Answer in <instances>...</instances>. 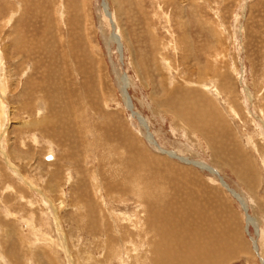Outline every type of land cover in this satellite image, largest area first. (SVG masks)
<instances>
[{
	"label": "rangeland",
	"instance_id": "1",
	"mask_svg": "<svg viewBox=\"0 0 264 264\" xmlns=\"http://www.w3.org/2000/svg\"><path fill=\"white\" fill-rule=\"evenodd\" d=\"M0 48V264H264V0H0Z\"/></svg>",
	"mask_w": 264,
	"mask_h": 264
},
{
	"label": "bare ground",
	"instance_id": "2",
	"mask_svg": "<svg viewBox=\"0 0 264 264\" xmlns=\"http://www.w3.org/2000/svg\"><path fill=\"white\" fill-rule=\"evenodd\" d=\"M114 1V0H113ZM102 6H103V9L105 10V12L109 15V11H107V5L105 4V2H103V4H102ZM69 8V7H68ZM76 9V8H75ZM58 11L60 12L61 11V9L59 8L58 9ZM77 11V10H76ZM68 13V12H67ZM61 16H62V18H64L63 16H65L64 15V12L62 11L61 13ZM59 14V15H60ZM67 16V15H66ZM70 17V16H69ZM68 17V18H69ZM109 17V16H108ZM71 18V17H70ZM69 18V19H70ZM68 20V19H67ZM68 22V21H67ZM70 22V21H69ZM73 22V21H72ZM124 29V28H123ZM116 38H115V40L118 42V37L117 36H115ZM216 38V37H215ZM126 40H127V38H126ZM217 40H219V37L217 38ZM180 41V40H179ZM182 43V42H181ZM185 43V42H184ZM129 44V43H128ZM180 45V44H179ZM210 46V45H209ZM213 48V47H212ZM209 49V48H208ZM69 50V49H68ZM25 51H27V50H25ZM78 52V51H77ZM132 52V51H131ZM69 55V54H68ZM157 55V54H156ZM34 59V58H33ZM211 60V59H210ZM206 62H207V60H206ZM209 62V61H208ZM2 51H1V48H0V77H1V70H2V68L4 67H2ZM156 63V62H155ZM72 64H73V62H72ZM167 64H168V62H167ZM4 65V64H3ZM159 66V65H158ZM167 66V65H166ZM27 68V67H26ZM209 68V67H208ZM166 70V69H165ZM203 72H204V70H203ZM6 73V72H5ZM101 74V73H100ZM100 74H99V76H100ZM3 76V75H2ZM5 77V76H4ZM4 77H2L3 79V82H5L4 81ZM121 80H122V87H121V89H122V95H123V98H124V100H125V104H126V106L127 107H129L130 106V103H129V100H128V98L126 97L127 96V94H126V86H127V77L125 76V75H122L121 77ZM142 78V77H141ZM2 82V81H1ZM212 83V82H211ZM2 85H4V83L2 84ZM203 87H207L206 86V83H203L202 82V84H201ZM1 88H0V92H1V90H3L4 91V87L3 86H0ZM213 87V86H212ZM2 91V92H3ZM214 91H216V90H214ZM5 92V91H4ZM40 93V92H39ZM41 94V93H40ZM215 94H216V92H215ZM219 93L217 92V94L216 95H218ZM1 95V94H0ZM37 95V94H36ZM42 95V94H41ZM40 98V97H39ZM47 98V97H46ZM42 99V98H41ZM40 100V99H39ZM43 100V99H42ZM41 101V100H40ZM40 101H39V103H40ZM156 102V101H155ZM43 103V102H42ZM156 104H157V102H156ZM162 104V103H161ZM37 106V105H36ZM42 109V106H41V103L38 105V107L36 108V112L37 111H39V110H41ZM45 109V108H44ZM7 111V110H6ZM43 111V110H42ZM4 104L2 103V100H1V96H0V133L1 132H3L2 131V126H1V123H2V121H3V119H5V116H4ZM106 119V118H105ZM139 119V118H138ZM51 120V119H50ZM139 121H140V123H141V125L142 126H146V122L143 120V119H139ZM34 122V121H33ZM37 122V121H36ZM41 122V121H40ZM35 125V124H34ZM5 127V126H4ZM40 127V126H39ZM4 130V129H3ZM87 131V130H86ZM107 132V131H106ZM108 133V132H107ZM150 134V133H149ZM148 134V135H149ZM1 135V134H0ZM109 135H111V134H109ZM0 138H2L1 136H0ZM109 138V137H108ZM150 138V137H149ZM35 140V139H34ZM102 140V139H101ZM149 142H151L152 140H148ZM106 142V141H105ZM153 142V141H152ZM100 143V142H99ZM50 145V144H49ZM3 144H2V141L0 140V154L3 156H5V153H4V149H3ZM51 147V146H50ZM157 148V147H156ZM116 151V150H115ZM164 151V150H163ZM161 152V151H160ZM164 152H166V153H168L169 155H171L172 157H176L175 155L176 154H174V153H170V152H168V151H164ZM163 153V152H162ZM258 153V152H257ZM111 157V156H110ZM45 158V157H44ZM264 158V157H263ZM262 158V159H263ZM183 161H184V158L182 159ZM190 161V160H189ZM6 163V169H9L11 172H17L16 171V169H14L13 168V166L11 165V163H9V162H5ZM48 163V162H47ZM187 163V162H186ZM196 165V164H195ZM141 166V165H140ZM199 166L201 167V168H203V169H205V170H207V171H209V172H211V174H215V173H217V170H215V169H213V168H211V167H209V166H207V165H203V164H201V163H199ZM1 169V168H0ZM78 169V168H77ZM87 171V170H86ZM75 172H77V174H78V171H75ZM7 173V172H6ZM62 173V172H61ZM93 173V171L91 172V174ZM3 174V172H1V170H0V175H2ZM218 174V173H217ZM89 175H90V173H89ZM93 176H95V175H93ZM111 176V175H110ZM114 176V175H113ZM97 177V176H96ZM96 177H94V181H96ZM18 178V177H17ZM104 178V177H103ZM23 180H24V178H22ZM7 181V180H6ZM22 181V180H21ZM100 181V180H99ZM113 181V180H112ZM27 182V181H26ZM25 182V183H26ZM98 182V181H97ZM222 182V184L225 186V187H228V185L226 186V184L224 183L225 181H221ZM102 183V182H101ZM22 184V183H21ZM117 184V183H116ZM18 185V184H17ZM17 185H14L13 183H8V184H6V186H5V189H6V191H5V193H7L6 195L7 196H10V198H12L13 199V201L12 202H14V200L20 205V207L22 206V207H27V206H33V205H31L32 203H31V201H29V200H27L26 199V195L24 194V193H22L21 192V190H20V188H19V186H17ZM24 185V184H23ZM81 185V184H80ZM106 185H107V183H106ZM27 186L28 187H30L31 189H32V186H31V184H27ZM117 186V185H116ZM4 188V187H3ZM96 188H98V187H96ZM28 189V188H27ZM101 190L103 189V188H100ZM99 189V190H100ZM3 190V189H2ZM1 190V191H2ZM35 190V189H34ZM33 190V191H34ZM160 191V190H159ZM231 192L233 193V195L235 196V198H237L239 201H240V203L242 202V204L244 205V203H243V201H242V199H241V197L236 193V192H234L233 190H231ZM3 194V193H2ZM115 197V196H114ZM21 198V199H20ZM41 198V197H40ZM22 199H24V200H22ZM44 199V204H46L47 202H48V206L50 205V204H52L48 199H46V198H43ZM41 200V199H40ZM39 200V201H40ZM163 200V199H162ZM7 202H8V200H7ZM1 203H3V200L1 201ZM134 204V203H133ZM3 206L5 205V204H2ZM11 205V204H10ZM13 205V204H12ZM53 205V204H52ZM17 206V205H16ZM10 207V206H9ZM52 207H54V206H52ZM86 207V206H85ZM101 207V206H100ZM126 207V206H125ZM4 208V207H3ZM6 208V207H5ZM11 208H13V207H11ZM48 208V207H47ZM105 208V207H104ZM244 209V208H243ZM22 210V209H21ZM246 210V209H245ZM30 211V213H32L33 211L32 210H29ZM12 212H10V211H8L7 210V208L5 209V210H3V211H0V216H2L1 217V220H3V219H6L5 217H7V215H8V217L10 216V218L13 220V217L15 216V215H12L11 214ZM14 213V212H13ZM26 213H28V212H26ZM29 213V214H30ZM98 213V212H97ZM28 214V215H29ZM101 215V214H100ZM125 215V214H124ZM31 216V215H30ZM23 217V216H22ZM56 219V218H55ZM126 219L128 220V221H130L131 222V220H132V217H129V215H127V217H126ZM144 219V218H143ZM15 223H18V221H17V217L15 216ZM19 220V219H18ZM138 220V219H137ZM13 222V221H12ZM25 222V221H24ZM253 223V219L249 216V215H246V224L247 225H249L250 223ZM102 223V222H101ZM57 224V223H56ZM3 225V227L6 225V223H2L1 221H0V227ZM7 225H8V223H7ZM30 226V225H29ZM16 227H17V225H16ZM104 228V227H103ZM2 230H3V228H0V231H1V235H3L2 234ZM32 230H33V228H32ZM163 230V229H162ZM21 230L19 229V227H17V230H16V232L18 233L17 235L19 236V237H21V239H22V235H20V232ZM140 231V230H139ZM245 231H248V229H247V226L245 227ZM5 232L7 233V231L5 230ZM34 232V231H33ZM32 233V232H31ZM131 232V230H126L125 231V235H126V237L125 238H129V237H131V235H134V233H132ZM146 234V233H145ZM119 236H123V234H118ZM124 235V236H125ZM158 235V234H157ZM46 236V235H45ZM123 236V237H124ZM36 238V237H35ZM122 238V237H121ZM120 238V239H121ZM32 239V238H31ZM47 239V238H46ZM35 240V239H34ZM36 240H38V239H36ZM112 240H113V236H111V241L109 242V240H107V241H104V243L102 244L105 248H104V250H105V254H104V259L105 260H109L112 256H114L115 255V250H114V248H113V246H114V244L113 243H111L112 242ZM32 241H33V239H32ZM127 242V241H126ZM135 243V242H134ZM32 244V243H31ZM43 244V243H42ZM57 244V243H56ZM44 245V244H43ZM122 245V244H121ZM115 247V246H114ZM34 251V250H33ZM51 251V250H50ZM192 252V251H191ZM0 253H2V251L0 250ZM53 253V252H52ZM125 253V252H124ZM117 255V254H116ZM1 258V257H0ZM87 258V257H86ZM30 259V258H29ZM28 259V260H29ZM39 259V258H38ZM105 260H103V261H105ZM7 261V260H6ZM102 261V260H101ZM100 261V262H101ZM129 261V260H128ZM32 262V261H31ZM99 262V261H98ZM121 262V261H120ZM14 263V262H13ZM33 263V262H32ZM105 263V262H104ZM121 264H124L123 263V260H122V263Z\"/></svg>",
	"mask_w": 264,
	"mask_h": 264
}]
</instances>
